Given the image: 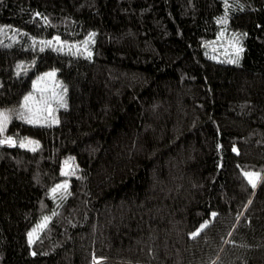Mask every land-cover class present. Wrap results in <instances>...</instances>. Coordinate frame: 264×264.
<instances>
[{
	"label": "trees",
	"instance_id": "16d2710c",
	"mask_svg": "<svg viewBox=\"0 0 264 264\" xmlns=\"http://www.w3.org/2000/svg\"><path fill=\"white\" fill-rule=\"evenodd\" d=\"M3 107L0 264H264V0H0Z\"/></svg>",
	"mask_w": 264,
	"mask_h": 264
},
{
	"label": "rangeland",
	"instance_id": "374dc122",
	"mask_svg": "<svg viewBox=\"0 0 264 264\" xmlns=\"http://www.w3.org/2000/svg\"><path fill=\"white\" fill-rule=\"evenodd\" d=\"M60 42L59 39H55L53 43L60 45L62 43ZM50 73H54V75H49ZM57 74L56 70H49L35 78L32 91L25 96L22 104L18 106L22 119L33 125H46L49 120L53 124L59 123V110L64 108L66 104V89ZM26 97H31V99L26 101ZM0 114H2L0 115V124L4 128L1 132L5 135L13 118L14 109L11 107L0 108ZM4 117H7L6 121ZM18 145L28 149H36L38 142L32 138H27L20 140ZM246 173L256 174L253 180L254 182L257 181L258 173L252 171Z\"/></svg>",
	"mask_w": 264,
	"mask_h": 264
},
{
	"label": "snow or ice",
	"instance_id": "6c2138e0",
	"mask_svg": "<svg viewBox=\"0 0 264 264\" xmlns=\"http://www.w3.org/2000/svg\"><path fill=\"white\" fill-rule=\"evenodd\" d=\"M221 22L223 23L224 21H221ZM49 75H54V73H50ZM28 99H31V97H26V101H27ZM0 115H2V114H0ZM6 119H7V117H4V120H5V121H6ZM29 122H31V121H29ZM3 130H4V128H3L2 124H0V131H3ZM7 143H12V141H11V140H8ZM245 175L248 176L249 181H250L251 183H253V186H255V182H254V180H253V177L256 176V174H253V173H246ZM257 178H258V177H257ZM64 187H66V186H64ZM54 191H55V190H54Z\"/></svg>",
	"mask_w": 264,
	"mask_h": 264
}]
</instances>
